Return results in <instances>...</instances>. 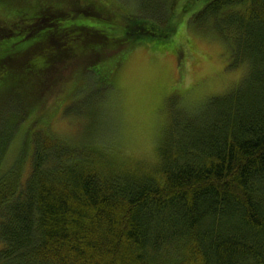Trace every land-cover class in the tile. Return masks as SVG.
Segmentation results:
<instances>
[{
  "label": "trees",
  "instance_id": "1",
  "mask_svg": "<svg viewBox=\"0 0 264 264\" xmlns=\"http://www.w3.org/2000/svg\"><path fill=\"white\" fill-rule=\"evenodd\" d=\"M47 9L41 20L17 21L0 34L1 70L26 55L24 69H47L45 58L34 67L28 61L45 42L67 50L65 59L74 56L68 35L88 27ZM200 10L235 30L230 67L245 64L246 73L197 116L182 111L187 116L164 133L150 170L124 168L105 146L59 139L48 122L8 167L9 144L26 113L5 114L0 264H264V0H212ZM166 27L170 35L150 20H131L123 38L164 43L177 23Z\"/></svg>",
  "mask_w": 264,
  "mask_h": 264
},
{
  "label": "rangeland",
  "instance_id": "2",
  "mask_svg": "<svg viewBox=\"0 0 264 264\" xmlns=\"http://www.w3.org/2000/svg\"><path fill=\"white\" fill-rule=\"evenodd\" d=\"M211 1L0 0L1 35L17 21L28 26L46 8L69 12L76 16L72 22L90 28L68 35L66 48L74 56L54 69H24L27 55L0 69V127L6 124L5 114L26 113L14 130L6 166L22 155L25 139L31 142L48 122L59 139L105 146L124 168L150 170L158 162L164 133L187 116L182 111L197 116L202 104L228 94L246 73L245 64L230 67L235 30L223 28L215 16L199 14ZM28 3L33 9L28 10ZM141 18L164 31L170 22L177 23V30L164 43L124 40V29ZM37 49L28 60L32 66L56 51L53 46ZM31 100L35 102L28 106ZM28 170L24 163V177Z\"/></svg>",
  "mask_w": 264,
  "mask_h": 264
},
{
  "label": "flooded vegetation",
  "instance_id": "3",
  "mask_svg": "<svg viewBox=\"0 0 264 264\" xmlns=\"http://www.w3.org/2000/svg\"><path fill=\"white\" fill-rule=\"evenodd\" d=\"M40 20H41V17H40ZM86 30L90 32V30L88 28H84V31H86ZM49 33H50V35H48V37L51 35L57 34V32H53V33L49 32ZM49 42L50 43L51 42L57 43V41L54 39V37H51ZM55 45H56V47H55L56 51L53 53H50L47 56L48 59L45 62V66L47 69H48V67H51L52 69H54L56 64H59V60L65 59L69 55V52L67 50H61V45H59V44H55ZM39 46H41V47L48 46V43H46V42L43 44L41 43ZM36 47H38V46H36ZM23 53H26V52H23ZM47 69H45V70H47Z\"/></svg>",
  "mask_w": 264,
  "mask_h": 264
}]
</instances>
